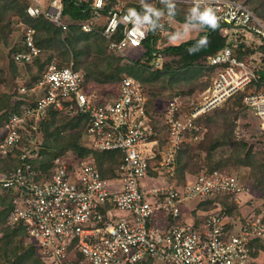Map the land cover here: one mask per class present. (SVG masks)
I'll list each match as a JSON object with an SVG mask.
<instances>
[{
  "label": "built area",
  "instance_id": "obj_1",
  "mask_svg": "<svg viewBox=\"0 0 264 264\" xmlns=\"http://www.w3.org/2000/svg\"><path fill=\"white\" fill-rule=\"evenodd\" d=\"M81 1L91 2L90 18L78 23L82 31L101 33L119 55L126 50L132 58L143 55L151 30L159 41L167 34L162 21L124 0ZM147 1L192 7L206 23L207 15L215 16L213 31L225 44L200 65L213 75L211 86L196 98L199 103L182 93L158 101L164 102L158 114L132 77H123L111 98L96 97L73 61L67 67L50 65L35 80L24 81L15 94L18 111L0 127V161L20 153L17 166L10 162L0 169V195L11 199L5 226L24 228L43 264H254L255 244L264 243V212L235 214L252 185L222 170H202L181 189H148L143 181L153 174L173 176L179 152L204 140V115L235 95H242L243 107L264 133V20L243 0ZM26 2L30 17L43 16L69 31L63 0H51L47 8L39 0ZM21 31L26 49L13 60L31 65L41 53L36 31L27 26ZM167 59L158 48L152 70H163ZM50 108L85 119L90 150L122 155L113 175L104 177L93 156H58L46 171L34 165L44 159L42 137L35 135ZM220 196L235 204L232 214L219 207L198 222L185 217L186 202Z\"/></svg>",
  "mask_w": 264,
  "mask_h": 264
},
{
  "label": "trees",
  "instance_id": "obj_2",
  "mask_svg": "<svg viewBox=\"0 0 264 264\" xmlns=\"http://www.w3.org/2000/svg\"><path fill=\"white\" fill-rule=\"evenodd\" d=\"M4 1L6 4L5 6L0 5V36L2 34V38L4 36V41L7 44L8 43V36L10 35V22H7L5 20L6 14L9 13V16H21V20L23 22H19L18 26L19 28H22L24 26L31 27L35 29V42L36 45L41 49V53L38 57L34 58V62L31 65H25L26 67H30V71H35L37 74L33 77H30L28 75V79H25L27 81H33L38 76H40L47 68L51 61V55L53 56V53L50 52V50L53 48L50 47L51 42L58 38L59 35L62 32L61 29H59L56 25L51 23L49 20H47L43 16H39L37 18H32L28 15L26 12L27 9V2L26 0H21V7H23L22 11L20 9L14 11L10 7H12V3H17L18 0H0ZM246 5L261 19L264 20V14L261 13L260 8L264 7V0H250L252 1L253 9L248 4V0H244ZM64 3V16L66 18V21L69 23V34L67 40L72 45L71 49H77L74 47V45H79L82 42H86V51H81L79 55H85V53H90V48L93 44V39H96V42H99L96 44L97 48L100 51V56H104L106 53L105 48V41L104 37L98 32H92V33H85L82 31L80 25L78 23L82 21H86L90 18V12L88 11V7L90 6V1H81V0H63ZM257 5V6H254ZM180 7V8H178ZM131 8L136 9V7L131 6ZM185 9L189 10L192 13L194 12L191 7L189 6H181L171 3H166L165 6L160 7L158 9L159 14L163 15L166 14L168 10L169 16H172L175 20L181 23H187V24H200L204 29L207 30V33L200 36L196 40H191L188 42H184L178 46H170L167 47L164 51L167 55V57L170 58V56L175 60L174 62L179 63L178 70L171 69L172 67H169L167 63L164 64L163 70H157L156 73L158 75H168L170 74L171 77H174L175 72H179V70H186V69H193L196 67H200L202 59L207 56L216 53L217 51L221 50L224 47L225 40L219 37L217 32L213 31V26L211 24L206 23L203 21L202 17L198 15L197 18L193 19L189 14L177 11L178 9ZM138 10V9H137ZM177 11V12H176ZM141 14L148 17L150 16L148 14V11L140 10ZM27 25H25V24ZM13 24V21H12ZM45 33V39H43ZM174 32L172 31L171 36H168L166 39H170L173 37ZM49 35V36H48ZM166 37V36H165ZM162 38L163 39L165 38ZM165 39V40H166ZM4 43V44H5ZM95 44V43H94ZM101 46V47H100ZM104 46V47H103ZM108 46V43H107ZM45 47L46 49H43ZM73 47V48H72ZM159 47V39L155 37L154 30H151L149 32V37L145 41L141 52H143V58H145V61H137L139 67H137V70H134V67L131 69V77L139 79L142 84L151 91L152 95L154 97H160L162 100H167L170 98L169 94H164L163 90H159L158 92H153L152 87L149 86L146 81L148 78V75H150L151 72V66L150 63L153 59L154 53L157 51ZM26 49V46L24 44L22 34L20 39H18L11 48V58H10V67L14 71V73L17 70V64L13 60V55L18 52ZM50 49V50H49ZM69 51H66L68 54ZM72 52V51H71ZM92 52V51H91ZM70 53V52H69ZM66 54V58H68L69 55ZM73 54V53H72ZM75 54L73 58L75 59ZM113 57V56H112ZM111 56H107L104 59H102L101 63H91L90 61L89 65H83L79 62L78 65H74V69L76 71H81L83 68V71L85 70L86 74V83L87 84H93V85H100L104 86L109 84L110 82H115L117 80V73L124 71V68H120L118 65V61L115 60ZM45 58H48V61L45 60ZM84 58V57H83ZM102 58V57H101ZM79 59V58H78ZM86 59L84 58V62ZM107 62V65L104 66L103 63ZM136 62H134L135 64ZM82 64V65H80ZM94 66L92 68V66ZM91 66V67H90ZM136 69V68H135ZM137 71V72H136ZM37 76V77H36ZM149 100V107H152V98L150 94ZM243 99L242 95H235L234 97L230 98L232 105H230L222 115L217 116V119L214 121H208L203 122L204 126L208 130L210 129V133L205 135V138L209 135H212L213 130L209 128L211 124L213 123H219L224 121L225 127L224 133L219 132L218 137L214 140V142H210L206 144V140H204L200 143V148L205 149L206 151L214 152L217 149L221 148L223 146V142L220 140H226L227 144H229L232 148L231 159L229 161H233L234 165H245L250 166L252 169V173L250 176V183L259 191H261L264 194V153L260 154V156H252L251 151L246 152V156H242L245 154L244 150H246L247 146L245 145L244 141L237 140V137L235 135L234 131V121L236 117H238L239 111L236 108L242 107L241 100ZM14 96L11 95H2L0 99V110L2 108L6 109L7 112L4 114H1L0 116V127L2 122L7 118L8 114L11 112H17L19 109V104L16 102H13ZM240 101V102H239ZM58 116H62V120H69L68 123L65 124L63 127L60 125L58 127V122L56 118ZM61 120V121H62ZM215 128V127H214ZM219 128V130L221 129ZM228 130V131H227ZM85 133V119L83 117L78 116H66L63 115V113L59 112L58 110H55L53 108H50L48 112V116L46 119H44L39 125L37 136H45L44 141L42 143V150L41 153L43 154V160L35 162L34 165L46 171L50 166L52 161L58 157L65 155L66 152L71 151L73 152V155H77L79 158H87L90 156H93L94 159L97 162V165L104 177H109L113 175L116 167L119 165L122 159V155L119 152H94L90 150L85 143L82 142V137ZM212 140V139H211ZM237 140V141H236ZM231 141V142H230ZM235 141V142H232ZM229 142V143H228ZM241 147V148H240ZM194 147L188 145L185 146L178 154L177 157V169L184 172L186 170H189V158L191 154L190 150H192ZM244 153V154H243ZM20 153L18 151H15L14 154L10 158H7V160L0 161V169L3 165H6L7 163L12 162L14 166L18 165V158ZM228 161V162H229ZM219 168V164L217 167L211 168L209 172H213L216 169ZM224 171V170H222ZM222 203V207L220 208L224 211H226L229 214H232L234 210L236 209V206L233 202L230 201L229 197H219L218 199ZM230 203H229V202ZM8 200L3 198L0 195V207H6ZM209 203V202H207ZM211 209L214 210L219 207H215L214 203H211ZM8 205V204H7ZM210 206V203L208 204ZM2 212V211H1ZM9 210L6 209L2 212V218L0 219V225L3 228V235L0 236V259L2 260L1 264H43L41 261H39L33 254V251L30 253H22L23 250V241L22 239L25 237V229L22 227L17 228H11L8 226H5V221L8 216ZM264 246L261 244V242H256L255 246L258 247ZM257 251V249H256ZM254 257H257V253L255 252ZM29 260V263H26Z\"/></svg>",
  "mask_w": 264,
  "mask_h": 264
},
{
  "label": "rangeland",
  "instance_id": "obj_3",
  "mask_svg": "<svg viewBox=\"0 0 264 264\" xmlns=\"http://www.w3.org/2000/svg\"><path fill=\"white\" fill-rule=\"evenodd\" d=\"M50 1L51 0H39L42 8H47ZM124 1L127 3V5L129 7L134 6L138 10L148 11V14L150 16H152L153 18H156L157 20L162 21L165 24V30H166L167 34L165 35L166 37L163 39L162 43H160V45L158 47L159 49L164 50L168 46L170 47L172 44H174V45L180 44L181 42L185 41V39L187 40L189 37H191L190 39H192V38L197 39L200 36H202L203 35L202 33L205 31L204 28L202 27V25H200V24L196 25V24H187V23L178 22L172 16L168 15L169 14L168 10H164V11H167L166 14H163V15L159 14L158 9L160 7L165 6L166 3H164L162 5L161 3L154 2V1L149 2L147 0H124ZM233 1H239V0H233ZM248 1H249L248 4L253 9L252 1L251 2H250V0H248ZM17 3L18 4H16L15 2L12 3V7H10V8L14 11H16L18 9H20L22 11L23 7L20 6L22 3L21 0H18ZM5 4L6 3L4 1H0V5L5 6ZM171 4H176L178 6L181 5L178 3H171ZM181 6H184V5H181ZM254 6H257V5H254ZM178 8H180V7H178ZM192 10L194 11L193 13L189 10H185L182 8L178 9L177 11L189 14L191 16V18L195 19L198 17V13H197V10H195L194 8H192ZM260 10H261V13L264 14V7L263 6L260 8ZM21 19H22L21 16H15L14 15V16L10 17L9 13L6 14L5 20L7 22L11 21L10 32L12 30L10 35L7 34L8 38H9L8 43L7 44L5 43L4 36L2 38V34L0 36V99H1L2 95L14 96L15 94H17L19 85H21L25 81V79H28V75L30 77H33L34 75L37 74L35 71L34 72L30 71V67L18 65L15 73L12 70V68L10 67V58H11L10 51H11V48L13 47V44L18 39H20L21 34H22L21 28H19V26L17 24L18 23L17 21L23 22ZM12 21H13V24H12ZM143 24H145V23H143ZM25 25H27V24H25ZM172 31L174 32L173 33L174 35L168 41V39H166V38L168 36H171ZM191 31H193V32H191ZM43 34H44L43 39H45V37H47V36H45L44 32H43ZM68 34H69V32H61L59 35L60 36L59 39L56 38L51 42L50 47H52V45H53V48L51 50L50 49L49 50H50V52L53 53V56L51 55V61H50L49 65L55 64L58 67H66V66H69L73 60L74 65H78L80 62L83 65L88 66L90 61H92V60L93 61L91 63H93V64L96 62L101 63L102 59H104L105 57H107V56L112 57L113 56L112 57L113 59L120 60V61H118V65L120 66V68H124V71L117 73L118 77H117V80L115 82H110L109 84L104 85V86H100L97 84L96 85H93V84L90 85L89 84L90 85L89 91L98 98L104 97V96L107 98H111L112 97L111 95L114 94L115 89L117 88V85L120 83L121 79L124 76H130L131 75L130 72H131L132 67H134V70L132 69V71L137 70V67H139L137 61H139V60L145 61V58H143L140 55V53L138 55H135L136 58L135 57L132 58L130 54H125V53H128L129 50H126L124 55H119L117 53H114L111 50H109V48L107 46V42L105 43L106 53L104 56H100V51L96 46V44L99 42H96L95 41L96 39L92 40L93 44L90 48L89 54L85 53L86 56L85 55H79L81 51L87 50L85 48L87 45L86 42H82L79 45L75 44L74 47H76L77 49H71L70 47L72 45L67 40ZM98 34L102 35L101 33H98ZM178 35H179L178 39H175L174 42H172L171 39H173L174 36L176 37ZM43 49H46V48L43 47ZM66 51H69L70 53L68 52V54H67ZM66 54L69 55L68 58H66ZM74 54H75V56H77V57H75V59L73 58ZM83 57L86 59L85 62H84ZM45 60L48 61V58H45ZM174 61L175 60H173V58L170 56V58L167 59L166 63L168 64L169 67H172L171 69L178 70L179 63H176ZM134 62H136V63L134 64ZM82 64H80V65H82ZM103 65L106 66L107 62H104ZM93 67L94 66H92V68ZM81 71L84 74L86 73L85 70L83 71V68ZM151 72H153V73H150V75H148L146 83L152 87V91L154 93L158 92L159 90H163L164 94H169L170 97L177 95L179 93H182V95L186 98H193L194 99V97H195L194 101L197 103H199L200 101L196 98L203 96L205 91L211 86L212 78H213L212 77L213 75L210 72L202 69L201 67H196L193 69H186V70L183 69L182 71L179 70V72H175L174 77H171L170 74L158 75V73H156V71H154L152 69H151ZM137 80H139V79H137ZM149 90H150V88L147 89V92H149V96L151 94V98H152V102H151L152 107H150V109H151V111L153 110L154 113L159 114L163 110L164 102L158 103V101H164V100H162L160 97H154L152 95L151 91H149ZM241 103H242V100H241ZM230 105H232V102H231V100L230 101L228 100L226 103H224L223 106L212 109L210 112H208L207 114L204 115L203 122L204 123L207 122V125H208V121L216 120L217 116L222 115L224 113V111ZM236 109L239 111V113H238V117L233 119L234 127H235L234 128L235 135L237 137L238 142L244 141L245 145L247 146L246 150H244L245 154L243 153L244 155H242V156L245 157L246 152H249V151H251L252 156H260V154L264 153V133L261 132L258 120L254 117V115L251 112H249L246 108H244L243 105L239 109L238 108H236ZM5 112H7V110L2 108L0 110V115L4 114ZM62 119H63L62 116H58L56 118V120L58 122V127H60V125H62L64 127L65 124L69 122V120H67V119H65V120H62ZM224 125H225L224 121H222L220 123L218 121L217 124L216 123L211 124V126L209 128H211L213 130V133H212V135H209L208 137H206L207 140L205 138L206 144L210 143V142H214V140L218 137L220 131H221V133H224V128H221V127H225ZM219 128H221V129L219 130ZM205 129H206V127H205ZM210 131L211 130L209 129L208 132L210 133ZM208 132H207V134H209ZM40 137H42V139H41L42 141L45 140L44 139L45 136H43V134H42V136L40 135ZM220 141L223 142V144H222L223 146H221V148H219L216 151L211 152V153L209 151H206L205 149H201L200 144L192 145V147H194V148L192 150H190L191 154H189L191 157V158H189V170L182 172V171L178 170L177 166H176V170H175V173L173 176H171V175L157 176V175L153 174L151 176L155 179L151 178L149 180H146V187L149 189V188L159 187V186H168V187L174 186L176 188L181 189L182 187L185 186V184L187 182L193 180L195 178V176L198 175L202 170L209 171L211 168L217 167L218 164H219V168H216V169L227 171L233 175L238 176L243 181H246L249 185H252L249 181L251 173H252L251 167L245 166V165H234L233 161H229V159L232 158V157H230L232 148L229 144H227L226 140L222 139ZM82 142H83V144L85 143V145H86L84 136L82 137ZM232 142H235V141H232ZM72 153L73 152L68 151V152H66V154L64 156H70V157L72 156L73 157L74 155ZM75 156H77V155H75ZM249 188L251 189L250 195L247 194L246 197L243 198L242 211H239L238 209H236V211L234 210L236 212L235 213L236 215H241L243 213L247 214L251 211H253L254 213H263L264 212V194L261 191H259L258 189H256L253 185H252V187H249ZM220 197L223 198L222 196H220ZM3 198L8 200V202H7L8 205L6 204V207H0L2 212L6 209L9 210L10 206H11V199L7 198V197H3ZM218 199H219V197H216L213 200L207 201L210 203V206H208L209 203H207V202H196V201L186 202L185 203V208H186L185 209V217L187 218V220L188 219H192V220L195 219V221H197V222L201 221L205 217L206 213L211 211L210 210L211 205H212L211 203H214L215 207H220V206L222 207L223 206L222 203ZM194 207H195V210L193 209ZM2 212L0 213V219L2 218ZM189 222H191V221H189ZM3 231L4 230L0 225V236L3 235V233H4ZM22 241H23V246H24L22 253H25V252L30 253L31 251H33L32 247L30 245H28V242L26 240V235L22 239ZM261 244L264 245V243H261ZM256 249H257L256 259L259 258L260 260H259V262H257V261L254 262V264H264V246L260 247V245H259L258 247H256ZM33 254L35 256L34 251H33ZM1 262H2V260L0 259V264H1ZM26 263H29V260Z\"/></svg>",
  "mask_w": 264,
  "mask_h": 264
},
{
  "label": "clouds",
  "instance_id": "obj_4",
  "mask_svg": "<svg viewBox=\"0 0 264 264\" xmlns=\"http://www.w3.org/2000/svg\"><path fill=\"white\" fill-rule=\"evenodd\" d=\"M207 15V14H206ZM207 20H208V23H210V24H212L213 26H215V23H216V18H215V16H211V15H207ZM205 31H206V29H204ZM203 32L202 34L204 35V34H206V32ZM68 32V31H67ZM84 32V31H83ZM93 32H96V31H93ZM86 33V32H85ZM90 33H92V32H90ZM99 33V32H98ZM105 39V38H104ZM106 40V39H105ZM162 42V40H160L159 41V45H160V43ZM165 50V49H164ZM141 56H143V55H141ZM169 58V57H168ZM170 60V59H169ZM73 61V60H72ZM48 66H50V65H48ZM47 66V67H48ZM67 67V66H66ZM47 69V68H46ZM80 72H82V71H80ZM83 73V72H82ZM84 74V73H83ZM85 75V74H84ZM124 77H131V76H124ZM133 78V77H132ZM134 79H136V78H134ZM122 80V79H121ZM137 80V79H136ZM25 81H27V80H25ZM85 81H86V75H85ZM139 81V80H138ZM140 82V81H139ZM141 83V82H140ZM87 84V83H86ZM142 84V83H141ZM88 86H90V85H92V84H87ZM145 88V87H144ZM146 89V88H145ZM146 91H147V89H146ZM148 94H149V92H147ZM112 96V95H111ZM150 97V96H149ZM173 97V96H172ZM172 97H170L169 99H171ZM169 99H167V100H169ZM149 100H150V98H149ZM165 101V100H164Z\"/></svg>",
  "mask_w": 264,
  "mask_h": 264
},
{
  "label": "crops",
  "instance_id": "obj_5",
  "mask_svg": "<svg viewBox=\"0 0 264 264\" xmlns=\"http://www.w3.org/2000/svg\"><path fill=\"white\" fill-rule=\"evenodd\" d=\"M191 32H193V31H191ZM179 35H180V34H179ZM179 35L176 36V37L174 36V38L171 39L172 42H174L175 39H178ZM180 36H181V35H180ZM190 38H191V37H189L187 40L185 39V41L182 40L183 42H181L180 44H182V43H184V42L191 41V40H196V39H193V38L190 39ZM168 41H169V40H168ZM161 43H162V42H161ZM180 44H177V45L172 44L171 46H178V45H180ZM168 47H169V46H168ZM165 49H166V48H165ZM13 102L16 103V102H15V95H14V100H13ZM151 178L154 179L153 177H148V178H146V179L143 181V185H144L145 187H146V180H149V179H151ZM193 209L195 210V207H194ZM200 213H201V212H200ZM193 218H194V217H193ZM188 220L191 221V223H192L195 219H193V220H192V219H188ZM255 258H256V257H255ZM259 260H260L259 258H258V259H255V262H256V261L259 262Z\"/></svg>",
  "mask_w": 264,
  "mask_h": 264
}]
</instances>
